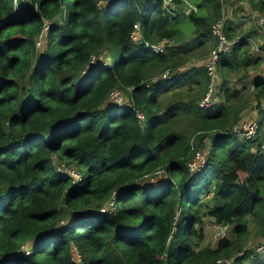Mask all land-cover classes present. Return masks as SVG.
Wrapping results in <instances>:
<instances>
[{
    "label": "trees",
    "instance_id": "16d2710c",
    "mask_svg": "<svg viewBox=\"0 0 264 264\" xmlns=\"http://www.w3.org/2000/svg\"><path fill=\"white\" fill-rule=\"evenodd\" d=\"M190 1L183 14L161 0H0V264H264V75L248 80L255 135L238 139L246 82L221 77L222 100L199 106L204 66L180 67L181 52L212 38L225 0ZM247 1L264 12V0ZM183 17L196 44L154 52L128 37L137 21L144 39H180ZM228 22L220 69L257 64L246 47L255 31L234 37ZM112 88L131 105L110 100ZM53 153L81 165L77 180ZM207 217L228 225L213 245L202 243ZM251 229L258 244H247Z\"/></svg>",
    "mask_w": 264,
    "mask_h": 264
},
{
    "label": "rangeland",
    "instance_id": "374dc122",
    "mask_svg": "<svg viewBox=\"0 0 264 264\" xmlns=\"http://www.w3.org/2000/svg\"><path fill=\"white\" fill-rule=\"evenodd\" d=\"M174 6V5H173ZM250 11H255L251 10L249 8V4L247 0H225L224 6L222 8V15L223 17L226 16V20L229 21L228 24L231 26V33L234 37L239 36L243 31L246 30H254L255 32L252 34L251 38L248 39V43L246 44V47H248L249 51L257 53L260 58L258 60V63L255 65H249L248 67H245L243 69H227V70H221L220 66L217 64L216 67V72L218 75V82L221 80V77H224L228 79V85L231 86H238L239 83L245 81L247 87H244L241 89V91L236 93V97L244 100L245 107L241 111V113L238 116V121H243L246 120L249 117H256V118H261L260 113L258 112L257 108L254 105V98L252 96V93L250 91V86L248 84V80L251 75L254 73H260L264 75V47L260 48V45L264 46V32L260 29H258L255 24L253 19H246L245 14L250 12ZM201 12V10H199ZM179 21V20H178ZM178 25L181 26L183 30V35L182 33L180 34V39L179 37H174L170 39V43L178 42L180 40H187V44H196L197 38L196 32L193 28L192 23H190L186 18H181V20L178 22ZM212 39V40H211ZM214 39L213 38H208V40L201 46H192L190 48L191 51L188 53L181 52V55L183 56V62L182 66H199L202 64V60L205 58L208 50L210 47L213 45ZM41 44V43H40ZM36 46V45H35ZM40 46V45H39ZM189 47V45H187ZM191 46V45H190ZM184 54V55H183ZM104 60H107V57L103 56ZM243 75V76H241ZM201 73L197 74V77L200 79ZM223 90L219 91V94L222 93ZM218 94V99L222 100V97ZM170 97V93H166L162 97V101L165 102L168 98ZM235 99V98H234ZM261 101H264V98L261 99ZM263 131H264V120H262L261 128L259 129V138L263 136ZM236 137L238 139H241L239 135L236 134ZM54 163H59V162H64L65 164H68L72 167L76 168H81V165L74 163L73 161H64L60 159L58 156H56L54 153L52 155ZM204 157V154H203ZM203 200L207 201L208 203H212L210 201V194L209 193H203ZM204 207V206H203ZM202 209V207H200ZM251 225V224H250ZM219 225L214 223L210 218H206L203 222V239L202 243L203 244H209L213 245L216 241L217 235L216 232L218 230ZM247 244L249 245H255L258 244V238L253 232V229H251V233L249 235V238L247 240ZM72 248L74 249V246L71 244ZM73 255L76 259V254L75 251H73Z\"/></svg>",
    "mask_w": 264,
    "mask_h": 264
},
{
    "label": "built area",
    "instance_id": "2783aa9c",
    "mask_svg": "<svg viewBox=\"0 0 264 264\" xmlns=\"http://www.w3.org/2000/svg\"><path fill=\"white\" fill-rule=\"evenodd\" d=\"M161 4L165 9H176L183 14L188 13L190 10H195L196 6L190 0H182L181 2H175L174 0H161ZM174 5V6H173ZM245 18L253 19L255 26L264 32V12L250 11L245 14ZM210 33L214 39L213 45L208 50L205 58L202 60V65L204 66L205 73L207 75L208 81L205 87L203 94L198 98L197 103L199 106H207L218 100L217 91H218V75L216 72V67L218 63V58L221 53H225L230 50L232 39L228 38L223 29V15L215 18L210 25ZM128 37L130 40L142 41L145 46L150 48L154 52H165L167 50V45L170 44V39L159 38L156 40H147L142 37L139 23L137 21L132 23V26L128 32ZM41 42L40 36L36 39L35 45L39 46ZM168 74L167 69L161 72V76ZM156 77L153 76L154 79ZM108 98L118 104L125 103L131 105V102L125 98V96L118 90V88H112L108 92ZM264 105V101L262 102ZM137 117L141 118L142 113L140 111L136 112ZM237 121V120H236ZM234 122L231 126V130L237 135L243 138H250L255 135L257 130L258 119L256 117H249L246 120ZM257 150L262 155H264V142L259 141L257 144ZM207 151V142H204L203 146L199 149H196L193 153L191 160L188 162V167L193 169L201 163L203 159V154ZM53 161V160H52ZM53 165L57 170H60L66 173L72 180H77L80 176L78 168H74L64 162L54 163ZM219 225L216 232L217 237H223L227 235L228 225L217 224ZM25 252L28 250L25 249ZM76 254V253H75ZM78 259L77 254L75 255ZM215 264H222L218 260Z\"/></svg>",
    "mask_w": 264,
    "mask_h": 264
},
{
    "label": "crops",
    "instance_id": "0c3cea01",
    "mask_svg": "<svg viewBox=\"0 0 264 264\" xmlns=\"http://www.w3.org/2000/svg\"><path fill=\"white\" fill-rule=\"evenodd\" d=\"M251 9V8H250ZM251 10H253V9H251ZM52 160H53V157H52Z\"/></svg>",
    "mask_w": 264,
    "mask_h": 264
}]
</instances>
